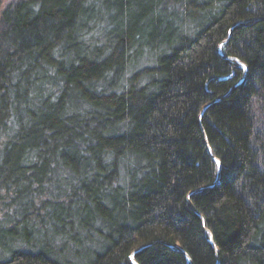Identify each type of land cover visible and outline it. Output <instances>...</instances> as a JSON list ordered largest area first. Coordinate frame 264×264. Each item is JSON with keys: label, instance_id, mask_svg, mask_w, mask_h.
Instances as JSON below:
<instances>
[{"label": "trees", "instance_id": "1", "mask_svg": "<svg viewBox=\"0 0 264 264\" xmlns=\"http://www.w3.org/2000/svg\"><path fill=\"white\" fill-rule=\"evenodd\" d=\"M0 264H264V0H0Z\"/></svg>", "mask_w": 264, "mask_h": 264}]
</instances>
